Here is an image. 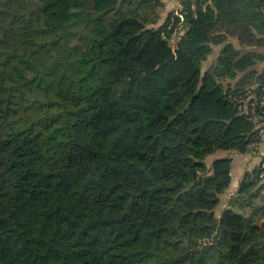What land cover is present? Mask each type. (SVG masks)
Returning a JSON list of instances; mask_svg holds the SVG:
<instances>
[{
    "label": "trees",
    "instance_id": "obj_1",
    "mask_svg": "<svg viewBox=\"0 0 264 264\" xmlns=\"http://www.w3.org/2000/svg\"><path fill=\"white\" fill-rule=\"evenodd\" d=\"M176 1L0 0V264H264V0Z\"/></svg>",
    "mask_w": 264,
    "mask_h": 264
},
{
    "label": "crops",
    "instance_id": "obj_2",
    "mask_svg": "<svg viewBox=\"0 0 264 264\" xmlns=\"http://www.w3.org/2000/svg\"><path fill=\"white\" fill-rule=\"evenodd\" d=\"M171 2L173 3L174 8H168V6L166 5V3L164 1L166 11L160 15V19L162 20V22L166 18L165 14H167L171 11H176L180 8V3L178 1L171 0ZM163 16H165V17L163 18ZM161 23H159V24H161ZM174 38H175V42H176L179 37L174 36L173 39ZM230 40L236 44L235 39H230ZM214 49H215L214 52H218V50L220 49V46L219 47L215 46ZM259 52L264 55V47L260 48ZM211 56H212V59L210 57V59L208 61H206V63L204 64L205 68H207L208 65H210L212 63V61L214 59L213 58L214 54H212ZM255 68L260 72L264 71V60L257 63ZM263 125H264V122H263ZM262 137H263V140L260 143H258L250 153H248L246 155H241V154L231 152V154H230V157L232 158L231 183H230L228 189L226 190V192L224 193V207H229L232 204L231 203L232 199H235L236 197L240 196V195H238V192H239V184H240L241 180L246 177V174L248 172H250L255 166L259 165L261 163V161L264 160V135ZM218 156H221V155H218ZM224 156H225V153H224ZM208 159H210V162L212 161L211 157ZM263 183H264V180H263ZM260 195L262 197H264V187L260 190ZM254 204L260 205L259 199L255 200Z\"/></svg>",
    "mask_w": 264,
    "mask_h": 264
},
{
    "label": "built area",
    "instance_id": "obj_3",
    "mask_svg": "<svg viewBox=\"0 0 264 264\" xmlns=\"http://www.w3.org/2000/svg\"><path fill=\"white\" fill-rule=\"evenodd\" d=\"M192 8H195V0H192ZM181 17V16H180ZM182 20V17H181ZM183 31L180 32V34ZM250 108V117L249 119L253 121L257 127H259V133L261 134L264 131L263 128V121H264V114H258L257 110L261 109L264 111V94L260 95L258 99L254 102L249 103Z\"/></svg>",
    "mask_w": 264,
    "mask_h": 264
},
{
    "label": "rangeland",
    "instance_id": "obj_4",
    "mask_svg": "<svg viewBox=\"0 0 264 264\" xmlns=\"http://www.w3.org/2000/svg\"><path fill=\"white\" fill-rule=\"evenodd\" d=\"M164 1H165L166 5L168 6V8H174L173 3L171 2V0H164ZM165 11L166 10H165V7H164V9L162 10L161 14L164 13ZM176 11H174V12H176ZM167 14H165V15H167ZM164 17L165 16H163V18ZM161 22H162V20L160 19L158 23H161ZM181 31H183V29H181ZM175 43L176 42H175V38H174V39L171 40L172 46L175 45ZM211 59H212V57H211ZM208 161L210 162V159H208ZM223 208H224V196L222 197V199H221V201L219 203L218 210H222Z\"/></svg>",
    "mask_w": 264,
    "mask_h": 264
}]
</instances>
